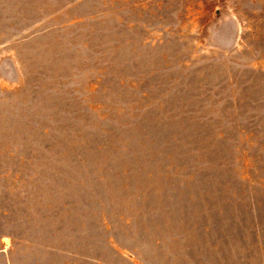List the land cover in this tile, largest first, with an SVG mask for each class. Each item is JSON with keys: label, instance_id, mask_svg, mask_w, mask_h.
Segmentation results:
<instances>
[{"label": "rangeland", "instance_id": "374dc122", "mask_svg": "<svg viewBox=\"0 0 264 264\" xmlns=\"http://www.w3.org/2000/svg\"><path fill=\"white\" fill-rule=\"evenodd\" d=\"M0 264H264V0H0Z\"/></svg>", "mask_w": 264, "mask_h": 264}]
</instances>
